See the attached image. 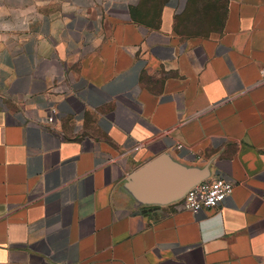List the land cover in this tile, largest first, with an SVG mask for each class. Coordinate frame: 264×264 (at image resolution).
<instances>
[{
    "label": "crops",
    "instance_id": "0c3cea01",
    "mask_svg": "<svg viewBox=\"0 0 264 264\" xmlns=\"http://www.w3.org/2000/svg\"><path fill=\"white\" fill-rule=\"evenodd\" d=\"M138 1H0V264H264V0L207 35ZM163 153L231 196L147 210L125 179Z\"/></svg>",
    "mask_w": 264,
    "mask_h": 264
},
{
    "label": "water",
    "instance_id": "95a60500",
    "mask_svg": "<svg viewBox=\"0 0 264 264\" xmlns=\"http://www.w3.org/2000/svg\"><path fill=\"white\" fill-rule=\"evenodd\" d=\"M208 167L185 166L163 153L147 161L125 179V189L151 209L177 202L194 185L209 177ZM145 211V210H144Z\"/></svg>",
    "mask_w": 264,
    "mask_h": 264
},
{
    "label": "rangeland",
    "instance_id": "374dc122",
    "mask_svg": "<svg viewBox=\"0 0 264 264\" xmlns=\"http://www.w3.org/2000/svg\"><path fill=\"white\" fill-rule=\"evenodd\" d=\"M133 4L138 0H132ZM166 0H148L146 6H143L142 12H140L141 19L146 22H152L154 20L156 10L159 4ZM167 3L175 6L176 16L180 18L177 21L178 29L184 33H201L207 34L209 31L216 29L219 24V15H216V11H221L224 8L225 0H167ZM139 3H137L138 5ZM198 6L202 9L203 6L210 10V13L204 19L197 17Z\"/></svg>",
    "mask_w": 264,
    "mask_h": 264
},
{
    "label": "built area",
    "instance_id": "2783aa9c",
    "mask_svg": "<svg viewBox=\"0 0 264 264\" xmlns=\"http://www.w3.org/2000/svg\"><path fill=\"white\" fill-rule=\"evenodd\" d=\"M1 1V0H0ZM264 74V70L262 71ZM54 108L47 120L54 119ZM234 180L223 173H215L211 178H207L191 187L180 200L181 208L194 214L203 209L218 207L224 200L231 196Z\"/></svg>",
    "mask_w": 264,
    "mask_h": 264
},
{
    "label": "trees",
    "instance_id": "16d2710c",
    "mask_svg": "<svg viewBox=\"0 0 264 264\" xmlns=\"http://www.w3.org/2000/svg\"><path fill=\"white\" fill-rule=\"evenodd\" d=\"M147 2H148V0H139L138 1L139 4L135 7L136 13H135L134 17L135 18L137 17L136 19L137 20L139 19V21H142V22H145V23L154 25L156 23V19H157L158 12L161 10L162 6L167 3V0L166 1H163V2H161L159 4V7L156 10V14H155L154 20L152 22H146L145 20L141 19L140 12H138V11H141L142 12L141 9H143V6H146ZM224 12H225V5H224V8H223L222 12L221 11H216V15L217 16L219 15V17H220L219 20L221 19L219 26L216 29H213V30L209 31L207 34L213 32L215 30H218L220 28L221 21H222V18L224 16ZM196 13H197V17L199 19H204L210 13V10L207 9V8H205V6H203L202 9H200L199 6H198V9H197V12ZM177 21H180V18L178 16H176L175 30L178 31L180 34H182V32L178 29ZM188 34H201V33H188ZM207 34H205V35H207Z\"/></svg>",
    "mask_w": 264,
    "mask_h": 264
}]
</instances>
